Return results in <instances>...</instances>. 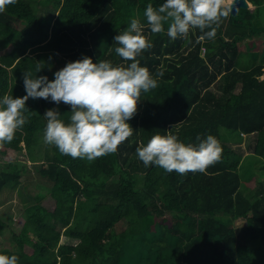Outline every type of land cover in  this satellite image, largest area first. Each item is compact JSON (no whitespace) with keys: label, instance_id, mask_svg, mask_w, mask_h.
Listing matches in <instances>:
<instances>
[{"label":"trees","instance_id":"obj_1","mask_svg":"<svg viewBox=\"0 0 264 264\" xmlns=\"http://www.w3.org/2000/svg\"><path fill=\"white\" fill-rule=\"evenodd\" d=\"M33 1L36 6L17 0L0 13V39L9 48L0 55V98L27 95L24 72L52 81L57 68L85 56L127 66L131 61L115 53L114 37L132 18L141 20L153 45L137 59L158 87L142 94L128 121L133 135L95 160L73 159L54 145L41 151L46 111L58 109L67 122L71 107L27 100L28 122L0 144V194L31 172L17 156L24 149L32 162L44 160L35 170L50 185L27 201L23 226L3 238L0 254L16 255L18 264H264V193L245 194L241 171L246 165L264 170V0H249L254 10L230 12L215 39L203 41L198 29L190 39L151 33L144 11L165 0ZM253 35L263 37L261 51ZM167 131L194 145L215 136L220 161L206 173L146 167L137 147ZM253 133V154L244 156L227 141ZM7 229L0 215V238Z\"/></svg>","mask_w":264,"mask_h":264},{"label":"clouds","instance_id":"obj_2","mask_svg":"<svg viewBox=\"0 0 264 264\" xmlns=\"http://www.w3.org/2000/svg\"><path fill=\"white\" fill-rule=\"evenodd\" d=\"M232 0H165L158 8L149 3L144 11L151 33L167 35L175 40L187 38L198 29L199 40L215 39L217 28L232 11ZM17 0H0V13ZM167 26V28H166ZM115 53L127 66L114 65L111 61L93 62L92 58L68 62L55 72V79L47 76L33 77L24 72V97L8 94L0 98V144L10 143L28 122L26 107L29 98L51 100L71 107L66 122L58 109H49L44 115L46 128L44 141L54 145L61 154L73 159L95 160L115 153L119 146L133 135L128 123L136 116L142 94L158 87V79L137 59L152 48L144 34L139 18H132L128 27L114 37ZM43 67L37 65V72ZM158 72L157 76H162ZM200 140L199 137H197ZM138 158L147 166H156L166 172L187 174L206 173L221 159L219 140L208 135L196 145L182 142L178 136L156 134L146 146L136 149ZM0 264H18L16 255L0 254Z\"/></svg>","mask_w":264,"mask_h":264},{"label":"rangeland","instance_id":"obj_3","mask_svg":"<svg viewBox=\"0 0 264 264\" xmlns=\"http://www.w3.org/2000/svg\"><path fill=\"white\" fill-rule=\"evenodd\" d=\"M33 5H37L35 1H33ZM251 7L255 8L256 6L251 3ZM41 8V6L39 7ZM43 10V8L41 9ZM254 14V13H252ZM260 14L262 17V21L264 22V5L261 6L260 8ZM255 15V14H254ZM254 21H256V19L254 18ZM246 22V21H245ZM225 29H227L225 27ZM192 32H190L189 34H191ZM228 38V36H227ZM187 39H190L189 37ZM250 39V38H248ZM247 40H243L240 43V49L242 50V48L247 49L246 46V41ZM251 39L254 41L256 47L258 50H262L263 48V37H259V35H253V37H251ZM8 47L5 46V44L2 42V40L0 39V54H5L8 51ZM63 55V54H61ZM64 57H67L65 55H63ZM247 57V56H246ZM66 59L65 61H67L68 59L71 60V58H64ZM67 64V62H65L63 64V66L61 68H63L65 65ZM61 68H57V71L60 70ZM45 131V130H44ZM44 131H42V136L43 138L41 139V151H44L46 149V147L51 145L45 143L44 141ZM226 133V131H224ZM243 141L239 142L238 139H229L227 140L229 144H231L238 152L243 153V154H247L249 152H251L253 150V147L256 144V134H253V138L251 139V146H249L248 144V140H247V134H243ZM19 156V158L22 159V161H26L28 168L31 169V172L28 173L27 175H24L21 178V183L19 184H15L12 185V187H6L3 192L0 194V215L4 216V218L7 221V227L8 229L4 232L5 234L0 238V248L4 247L3 243L4 240L3 238H8L11 236V230H19L24 222H25V216H24V209L27 205V201H30V197H33V193L36 192L37 190L42 191V190H46V188L50 185V181L47 179H43L42 177H40L38 175V173L35 170V167L37 168V165L39 163H43L44 160H38V162H32L31 160H29L25 154V149L21 152V155H17ZM3 161L2 156L0 155V162ZM247 172H243V176L245 178V176L247 175ZM262 180V182H264V175L260 178ZM46 185V186H45ZM253 183H252V178H248L247 179V184L246 186H244V190H247L249 192V194H251L253 197H255L256 199L260 197V195L258 194V192L256 191L258 189V187H253ZM52 199H50L51 201ZM240 223H237V227ZM123 228L122 225H119V229L121 230ZM119 231V230H118ZM120 232V231H119ZM62 241H67L66 236L62 235ZM69 240V239H68ZM77 240V239H76ZM76 240H72L73 242H76ZM71 241V240H69Z\"/></svg>","mask_w":264,"mask_h":264},{"label":"crops","instance_id":"obj_4","mask_svg":"<svg viewBox=\"0 0 264 264\" xmlns=\"http://www.w3.org/2000/svg\"><path fill=\"white\" fill-rule=\"evenodd\" d=\"M251 3L252 2H250V9H252V10H254L255 8H252L251 7ZM255 5V4H254ZM256 6V5H255ZM261 8V7H260ZM260 19H261V21H262V17H261V14H260ZM262 23L264 24V22L262 21ZM204 54V53H203ZM1 55V54H0ZM254 134V133H253ZM253 134H247V140H248V144H249V146H251V139L253 138ZM244 138V137H243ZM243 138L242 139H238L239 140V142H241V141H243ZM256 138V137H255ZM256 145V144H255ZM254 149H255V146L253 147V150L251 151V152H249V153H247L246 155H248V154H253L252 152H254ZM245 154H244V156H246ZM253 162H254V160H253ZM263 162H264V160H263ZM256 163H258V161H256ZM255 164V163H254ZM250 167V166H249ZM250 170H253V173H254V175L252 176V183H253V187L255 188V187H258V189L256 190L257 192H258V194L259 195H262L263 193H264V182H262V180L260 179L263 175H264V170H260V168L259 167H256V168H252V169H249L248 168V165H246V166H244L242 169H241V171H242V175H243V172H247L248 174H249V172H252V171H250ZM248 174L245 176V178H244V176H243V179H244V183L245 184H247V180H245V179H247L248 178ZM244 192H245V194H247V195H249L250 197H252V198H255V197H253L251 194H249V192L247 191V190H244Z\"/></svg>","mask_w":264,"mask_h":264},{"label":"water","instance_id":"obj_5","mask_svg":"<svg viewBox=\"0 0 264 264\" xmlns=\"http://www.w3.org/2000/svg\"><path fill=\"white\" fill-rule=\"evenodd\" d=\"M232 11L231 13L233 15H236L240 8H249L250 7V1L249 0H232L231 5Z\"/></svg>","mask_w":264,"mask_h":264}]
</instances>
